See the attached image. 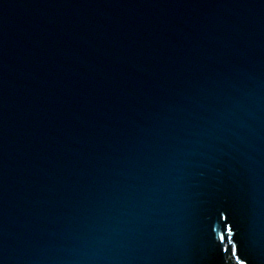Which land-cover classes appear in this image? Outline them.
<instances>
[{
    "label": "water",
    "instance_id": "obj_1",
    "mask_svg": "<svg viewBox=\"0 0 264 264\" xmlns=\"http://www.w3.org/2000/svg\"><path fill=\"white\" fill-rule=\"evenodd\" d=\"M241 260L264 264V0H0V264Z\"/></svg>",
    "mask_w": 264,
    "mask_h": 264
},
{
    "label": "snow or ice",
    "instance_id": "obj_2",
    "mask_svg": "<svg viewBox=\"0 0 264 264\" xmlns=\"http://www.w3.org/2000/svg\"><path fill=\"white\" fill-rule=\"evenodd\" d=\"M219 238V237H218ZM240 264H245V260H241Z\"/></svg>",
    "mask_w": 264,
    "mask_h": 264
}]
</instances>
